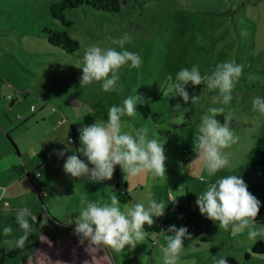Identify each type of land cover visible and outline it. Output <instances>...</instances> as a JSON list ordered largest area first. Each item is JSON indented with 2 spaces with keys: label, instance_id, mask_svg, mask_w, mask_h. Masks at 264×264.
I'll list each match as a JSON object with an SVG mask.
<instances>
[{
  "label": "rangeland",
  "instance_id": "obj_1",
  "mask_svg": "<svg viewBox=\"0 0 264 264\" xmlns=\"http://www.w3.org/2000/svg\"><path fill=\"white\" fill-rule=\"evenodd\" d=\"M52 1L0 0V127L13 130L10 137L20 151L19 159L10 158L6 148L3 159L0 153V169L12 177L0 181V264H23L26 253L27 264H163L167 240L161 231H147L135 249L93 251L86 250L87 242L81 244L75 226L68 224L79 215L82 197L110 203L119 191L130 195L128 201L119 200L122 211L155 199L167 207L163 230L173 224L188 228L193 239L184 241L178 264H217L227 257L237 264H264V253L251 249L260 238L249 239L247 231L219 229L196 205L210 183L228 175L241 176L264 202V173L254 171L248 162V152L264 136V115L252 107L253 97H264V0H122L117 12L80 4L65 10L69 26L52 17ZM46 29L67 30L79 40V49L53 45ZM125 33L131 37L125 48L141 56V66L122 68L116 91L104 92L99 83L81 87L79 67L85 50L93 44L120 50L113 41ZM226 61L244 66L229 104L213 103L218 90L204 85L187 86L190 95L200 97L195 106L172 97L169 86L182 68L195 65L202 75H210ZM136 95L145 102L137 105L134 116L122 117L121 131L135 135L143 127L149 139L165 140L166 175L159 178L146 172L125 179L117 166L111 180L93 183L66 174L67 156L59 158L54 150L69 144L78 149L69 141L71 125L78 130L96 119L106 122L108 109ZM213 107L224 108L216 117L221 123L224 115H231L239 140L225 150L230 166L209 177L197 161L192 138L201 116L210 115ZM170 191L175 202L169 199ZM19 208L32 213L34 231L20 252L3 260L1 247L14 249L9 241L23 234L15 221ZM257 221L264 222V210ZM6 226L12 229L7 235ZM37 238L39 245L28 247Z\"/></svg>",
  "mask_w": 264,
  "mask_h": 264
},
{
  "label": "clouds",
  "instance_id": "obj_2",
  "mask_svg": "<svg viewBox=\"0 0 264 264\" xmlns=\"http://www.w3.org/2000/svg\"><path fill=\"white\" fill-rule=\"evenodd\" d=\"M131 37L125 33L115 39L113 43L120 50L113 47L89 46L82 57L81 87L99 83L104 92L116 91L120 81L121 69L128 66L138 68L142 58L138 53L128 51L125 45ZM243 65L235 61L218 64L210 75H202L198 66L182 68L176 75L175 82L170 84L172 97H181L185 104L191 101L195 106L200 97L187 91V86L204 85L210 91H217L211 99L224 105L233 99L232 93L243 74ZM250 79H256L251 76ZM171 81V77H169ZM141 95L129 96L122 106L108 109L107 121L96 119L93 124L78 129L81 147L73 150L69 145L62 150H54L59 158L67 159L63 169L66 174L74 178H86L89 182H102L113 178L116 167L127 177H137L150 172L154 177L163 178L167 173L165 143L157 138L149 139L147 128H140L136 134L122 132V117L134 116L137 105L144 103ZM252 107L264 115V97H253ZM185 112L190 108H184ZM210 115L204 114L196 127L192 138L193 148L197 154V161L202 163L203 169L209 177L216 175L222 169L230 166V153L225 150L236 144L239 137L231 127V115H224V123L216 119L224 114L223 107H213ZM151 118V117H149ZM72 151V155H67ZM81 153L86 161L76 153ZM203 179V177H202ZM128 190V188H127ZM47 195V193H44ZM169 199H177L169 192ZM81 211L70 221L74 225V233L83 244L87 242L86 250H97L109 247L120 252L126 247L135 249L138 244L149 235L145 229L152 227L158 218L166 212L165 204L149 199L147 205L134 203L126 210H121L117 196L111 197L110 203H97L81 198ZM196 205L202 216L216 223L219 229L231 230L233 234L247 231L249 239L264 240V222H258L257 217L262 207L261 201L253 195L245 180L238 175H228L210 183L206 190L198 195ZM30 219L32 213L27 208L16 210L15 221L22 230L15 242L9 244L15 248H23L34 231ZM12 231L6 226L4 233ZM165 233L167 244L163 247V264H178L180 254L184 248V241L193 239L186 226L170 225ZM217 264H228L227 258H221Z\"/></svg>",
  "mask_w": 264,
  "mask_h": 264
},
{
  "label": "trees",
  "instance_id": "obj_3",
  "mask_svg": "<svg viewBox=\"0 0 264 264\" xmlns=\"http://www.w3.org/2000/svg\"><path fill=\"white\" fill-rule=\"evenodd\" d=\"M80 4H89L95 8L104 9L108 11L117 12L121 10L122 6V0H53L50 3L49 9L50 13L53 18L61 20L66 26H69L71 24V20H68L65 15V10L67 8L76 7ZM47 37L50 43L53 45H57L61 48L66 49L67 51H75L79 49L80 42L75 37L70 35L67 30L65 29H46ZM13 102V101H11ZM36 108V107H35ZM34 108V110H35ZM78 136L79 132L76 129H72V135L70 137L73 138L72 141L76 143L75 145L78 146V148L81 147V145L78 143ZM69 137V138H70ZM248 162L249 166L256 172L264 173V136H259L254 144V146L251 148V150L248 152ZM119 200L121 201H128L130 199L129 193L126 191H119L116 193V195ZM264 210V202L262 203V207L260 210V213ZM164 219L163 217H160L157 219L156 223L152 227L145 226L146 231H155L160 232L164 225ZM39 238H37L32 244L28 245V247L35 248L39 245ZM23 248H14L12 250H7L4 247H1V250L3 251V260L7 257H12L18 252L21 251ZM253 253H264V242L260 239L257 240L255 243L251 246ZM250 253H247V256H249ZM29 258V254L26 253L24 255V261L23 264H27V260ZM228 262L232 264H237L236 260L232 257H227Z\"/></svg>",
  "mask_w": 264,
  "mask_h": 264
},
{
  "label": "crops",
  "instance_id": "obj_4",
  "mask_svg": "<svg viewBox=\"0 0 264 264\" xmlns=\"http://www.w3.org/2000/svg\"><path fill=\"white\" fill-rule=\"evenodd\" d=\"M36 109V108H35ZM76 129L75 125H71V131L72 129ZM15 129H18L17 127ZM13 131V130H12ZM10 130L7 129L6 126L3 125V127H0V153H1V159H3V154H4V149L6 148V153L10 156L12 159H19L20 156V151L15 143V141L10 137L11 132ZM71 135H69L70 137ZM18 153V154H17ZM2 162V160L0 161ZM3 165V163H0ZM10 178L11 177V172H4V169H0V181L3 178ZM12 179V177L10 178ZM45 238H47L45 236ZM67 238H72L71 236H68Z\"/></svg>",
  "mask_w": 264,
  "mask_h": 264
},
{
  "label": "built area",
  "instance_id": "obj_5",
  "mask_svg": "<svg viewBox=\"0 0 264 264\" xmlns=\"http://www.w3.org/2000/svg\"><path fill=\"white\" fill-rule=\"evenodd\" d=\"M34 108H35V107H34V106H32V109H34ZM69 140H70V141H72V140H73V138H72V137H70V138H69ZM181 214L183 215V214H184V212H181Z\"/></svg>",
  "mask_w": 264,
  "mask_h": 264
}]
</instances>
